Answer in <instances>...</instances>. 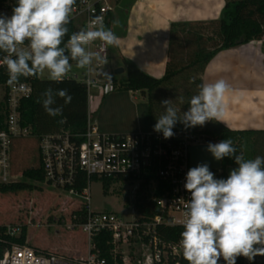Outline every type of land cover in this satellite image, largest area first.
Listing matches in <instances>:
<instances>
[{
	"label": "built area",
	"instance_id": "built-area-1",
	"mask_svg": "<svg viewBox=\"0 0 264 264\" xmlns=\"http://www.w3.org/2000/svg\"><path fill=\"white\" fill-rule=\"evenodd\" d=\"M16 0H5L0 13L12 15ZM112 0H76L70 22L80 30L89 21L101 17L107 28L113 13ZM95 41L88 50L95 49L101 56L108 57V47L101 48ZM22 47H27V44ZM5 53L0 52V184L12 180V144L14 139L32 134L29 126L22 124L21 103L33 93L32 85L21 79L9 84V74L3 64ZM98 72V70L96 71ZM92 76L90 68L83 80L88 90L98 87L105 91L114 90L113 79L101 80ZM8 78V80H7ZM175 135L165 139L153 129L130 133H108L100 130L96 118L88 108L86 129L82 133H71L62 129L43 134L39 141V152L45 173V182L52 187L82 200L87 213L80 220L75 213L70 228L80 227L88 235L86 256L65 255L44 251L27 244L9 243L0 238V264H188L183 258L179 241L184 230L185 204L190 193L184 188L186 173L190 169V147L204 142L203 137L187 130H173ZM152 176L142 190V184ZM95 177L103 185L104 179L135 184V199L130 208V217H122L115 211H95L91 207V184ZM85 183L82 191L77 184ZM161 190L158 196L157 191ZM143 210L136 206V199L144 196ZM22 226L9 224L5 235L19 236ZM100 234L110 236V249L103 254L96 245ZM218 264H226L221 257ZM236 264H264V256L253 261L240 256Z\"/></svg>",
	"mask_w": 264,
	"mask_h": 264
},
{
	"label": "clouds",
	"instance_id": "clouds-1",
	"mask_svg": "<svg viewBox=\"0 0 264 264\" xmlns=\"http://www.w3.org/2000/svg\"><path fill=\"white\" fill-rule=\"evenodd\" d=\"M75 3L76 0H16L11 16L0 13V52L5 53L3 64L10 85L18 83L20 77L37 76L45 70L50 80L62 82L71 71L70 61L82 69L90 68L93 60L107 63L99 52L88 50L95 41H100L104 50L118 44L119 38L105 27L101 17L93 18L86 28L73 32L64 42ZM25 44L27 47H22ZM198 87L186 112L174 107L171 99L162 100L164 113L157 118L153 130L169 139L175 135L177 122L185 128L204 126L208 121L223 122L229 84L220 79ZM57 98L63 99L65 105L72 100L67 89L48 88L37 103L48 115L62 116L63 106H57ZM207 151L216 161L234 158L238 167L230 170L226 179L215 178L207 163L186 173L184 188L190 199L185 204L184 230L179 241L183 258L188 264H218L221 257L226 264H236L240 256L249 261L264 256V157L245 159L231 138L208 143Z\"/></svg>",
	"mask_w": 264,
	"mask_h": 264
},
{
	"label": "trees",
	"instance_id": "trees-1",
	"mask_svg": "<svg viewBox=\"0 0 264 264\" xmlns=\"http://www.w3.org/2000/svg\"><path fill=\"white\" fill-rule=\"evenodd\" d=\"M4 3L5 0H0V6ZM113 20L114 17L111 14L107 28H110ZM68 28L69 33L64 38L65 43L73 32L79 31L73 22L68 24ZM255 40L262 41L264 46V0H225L221 16L216 20L171 23L168 38V62L165 74L161 78L146 73L138 65L125 58L123 60L125 74L120 79L113 78L114 90L119 88L140 91L147 97L149 129H154L157 118L164 113L160 103L162 100L171 99L173 106L177 109L180 105L188 110V102L193 95L198 93V86L204 83L205 69L214 56L222 50L236 48ZM63 46L62 44L61 47ZM70 63L76 62L70 61ZM21 79L29 82L33 87L32 95L22 101L20 108L22 124L31 127L32 134L28 137L14 139L12 152H14V146L18 141L34 137L37 141V165L26 169L22 174L21 181L0 184V191L4 194L32 190L36 187L34 183L45 182V173L39 152V141L43 134L60 129L71 133H82L87 124L89 101L88 90L84 82L73 78L55 82L50 79H40L38 75L21 77ZM48 88L67 89L72 96L71 103L66 105L63 99L57 98V106H63L62 116L48 115L42 105L37 103L39 99H42V93ZM2 118L3 115L0 114V121ZM61 120L64 122L61 123ZM173 130L197 133L207 143H218L226 138H231L238 153L242 154L244 147L251 143L263 152L262 157H264V130H234L219 121H208L204 126L194 128H185L182 123L177 122ZM236 165L234 158L225 157L221 160L222 171L216 170L215 178L226 179L229 175L226 172L227 167ZM151 178L152 176L148 177L142 184V190L149 184ZM92 180L97 179L93 177ZM115 183L116 180L112 178L104 179L105 193H108ZM85 186V183H80L76 185V188L78 191H82ZM161 192L159 190L156 194L160 196ZM149 196L150 194H147V196L136 200L135 204L140 210H143V203L148 201ZM87 207L82 203L79 209L72 212V217L76 213L81 221L84 220ZM5 227L6 225H0L1 239H7L9 243L27 244L26 227L22 228V233L19 236L14 237L4 234ZM108 238L110 236L100 234L94 241L102 249L104 255H107L110 249L107 244Z\"/></svg>",
	"mask_w": 264,
	"mask_h": 264
},
{
	"label": "rangeland",
	"instance_id": "rangeland-1",
	"mask_svg": "<svg viewBox=\"0 0 264 264\" xmlns=\"http://www.w3.org/2000/svg\"><path fill=\"white\" fill-rule=\"evenodd\" d=\"M114 1V0H112ZM127 1L117 9V22L114 28L121 37L127 22L129 6ZM114 3V2H113ZM113 5V4H112ZM115 7V5H113ZM108 46V57L105 65L93 60L90 66L92 76L101 80L120 79L124 74H116L119 68H124L123 60L117 55L116 47ZM110 49V50H109ZM93 52L95 49L92 48ZM110 51V52H109ZM71 71L66 77L78 76L83 80L88 68H79L76 63H71ZM99 72H96V71ZM105 74L108 77H104ZM40 79H47L45 70L38 74ZM89 108L96 118L98 126L103 132L130 133L146 131L149 129L148 99L140 91H128L115 89L105 91L93 87L89 94ZM187 110L178 105V110ZM207 142L194 143L190 147V168L198 164L207 163L210 171H222L221 160L216 161L207 151ZM37 141L34 137L22 139L14 146L12 152L13 181H21L23 172L37 165L36 149ZM263 152L254 144L248 143L244 147L245 159L262 157ZM229 166L226 172L235 169ZM32 190L18 193L4 194L0 191V225L17 224L26 227L27 245L49 252H58L65 255L86 256L88 252V235L80 228H70L72 212L78 208L82 200L74 195L64 192L60 188L52 187L44 183H34ZM135 184L128 182L115 183L108 193H105L100 181L94 180L91 184V207L95 211H115L122 217L129 218L130 208L136 194H133ZM134 196V198H133ZM137 200V199H136Z\"/></svg>",
	"mask_w": 264,
	"mask_h": 264
},
{
	"label": "crops",
	"instance_id": "crops-1",
	"mask_svg": "<svg viewBox=\"0 0 264 264\" xmlns=\"http://www.w3.org/2000/svg\"><path fill=\"white\" fill-rule=\"evenodd\" d=\"M124 1H112L115 7L110 29L119 38L113 47H119L116 51L122 60H130L157 78L166 71L171 23L216 20L225 6V0H129L128 19L123 29L125 35L120 37L118 31H114V21H117V9ZM220 79L230 86L225 95L222 123L234 130H264L262 41H251L217 53L207 65L203 80L209 83Z\"/></svg>",
	"mask_w": 264,
	"mask_h": 264
},
{
	"label": "water",
	"instance_id": "water-1",
	"mask_svg": "<svg viewBox=\"0 0 264 264\" xmlns=\"http://www.w3.org/2000/svg\"><path fill=\"white\" fill-rule=\"evenodd\" d=\"M125 71V69L122 67V68H119L115 71L116 74H122L123 72Z\"/></svg>",
	"mask_w": 264,
	"mask_h": 264
}]
</instances>
